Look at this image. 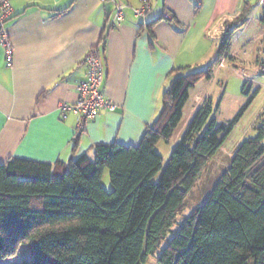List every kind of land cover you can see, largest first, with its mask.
<instances>
[{
    "label": "trees",
    "instance_id": "1",
    "mask_svg": "<svg viewBox=\"0 0 264 264\" xmlns=\"http://www.w3.org/2000/svg\"><path fill=\"white\" fill-rule=\"evenodd\" d=\"M250 12L245 5L206 69L172 79L159 118L138 145L98 143L92 154L56 165L22 157L0 163V264H13L23 250L29 254L20 264H144L157 252L160 264H264L263 124L237 145L209 196L173 229L259 89L229 122L218 123L208 98L168 160L157 148L173 138L191 90L214 76L222 58H233L234 30ZM107 168L111 190L102 183Z\"/></svg>",
    "mask_w": 264,
    "mask_h": 264
},
{
    "label": "crops",
    "instance_id": "2",
    "mask_svg": "<svg viewBox=\"0 0 264 264\" xmlns=\"http://www.w3.org/2000/svg\"><path fill=\"white\" fill-rule=\"evenodd\" d=\"M11 1L6 27L13 57L0 45V163L22 157L56 165L92 154L98 143L138 145L159 118L172 79L217 55L210 34L220 39L245 5L253 12L250 2L240 7L241 0H151L152 11L137 16L133 7L142 0H115L126 9L123 21L112 26V0ZM92 48L103 61L104 95L116 106L103 108L81 128L72 106ZM237 55L232 44L230 56ZM262 63L255 71L264 73ZM214 77L191 90L169 149L162 153V140L157 144L165 161L211 96L201 83Z\"/></svg>",
    "mask_w": 264,
    "mask_h": 264
},
{
    "label": "rangeland",
    "instance_id": "3",
    "mask_svg": "<svg viewBox=\"0 0 264 264\" xmlns=\"http://www.w3.org/2000/svg\"><path fill=\"white\" fill-rule=\"evenodd\" d=\"M245 2H250L253 5V12L247 23L234 30L232 44L233 50L238 55L236 58H228L224 65H221V61L224 59L222 58L216 68L214 79L205 80L200 86L205 85L209 89L213 106L212 115L216 117L218 123L229 122L233 119L252 93L257 89L259 92L234 130L200 174L195 187L186 198V207L179 215L178 222L173 227L174 230L195 207L209 196L215 183L229 166L237 145L243 139L258 134L260 125L264 126V73L255 71L256 68H261L260 60H264V6L260 0H241L239 6L242 7ZM215 35L210 34L209 38L215 45H218L220 39ZM210 57L212 59H209L212 61L215 56ZM207 65L195 66L184 73L206 69ZM249 78H253L254 81H250ZM174 140V138L170 141L162 140L159 145L160 151L165 153ZM102 183L106 189H112L108 168L104 172ZM28 254L29 250L17 253L12 259L13 264H20L21 257ZM144 264H160L158 252L149 255Z\"/></svg>",
    "mask_w": 264,
    "mask_h": 264
},
{
    "label": "built area",
    "instance_id": "4",
    "mask_svg": "<svg viewBox=\"0 0 264 264\" xmlns=\"http://www.w3.org/2000/svg\"><path fill=\"white\" fill-rule=\"evenodd\" d=\"M105 1V0H102ZM115 3V11L111 16L112 26L120 24L125 17L126 5L112 0ZM264 0H261L263 2ZM153 9L151 0H142L139 6L133 7L137 16H146ZM13 15L11 0H0V45L5 47L9 58L13 57L14 45L11 41L6 24ZM236 15H238L236 13ZM235 15V16H236ZM226 58L221 61L224 65ZM87 68L86 78L78 84V100L72 108L79 114V126L84 127L87 120L97 117L103 108L115 109V104L105 97L102 83L104 79V65L99 51L92 48L85 57ZM254 81L253 78H249ZM264 86V83H263ZM66 107V104H63Z\"/></svg>",
    "mask_w": 264,
    "mask_h": 264
}]
</instances>
